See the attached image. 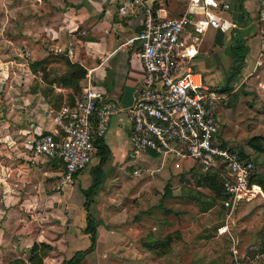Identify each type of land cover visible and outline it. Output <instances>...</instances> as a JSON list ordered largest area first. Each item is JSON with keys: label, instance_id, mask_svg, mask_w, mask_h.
Segmentation results:
<instances>
[{"label": "crops", "instance_id": "obj_1", "mask_svg": "<svg viewBox=\"0 0 264 264\" xmlns=\"http://www.w3.org/2000/svg\"><path fill=\"white\" fill-rule=\"evenodd\" d=\"M122 1L0 0V264L13 258L26 261L34 242L50 248L42 258L43 264H61L74 252L85 249L89 245L88 235L83 231L85 202L98 218L93 215L97 221L94 247L79 264H102L100 261L108 253L100 248V235L106 230L100 208L116 202L104 187L112 181L120 183L126 176H135L132 171L136 169L140 175L141 162L152 166L151 153L127 156L130 120L125 108L142 77L138 41L129 39L139 30L143 13L137 9L120 15L118 7ZM141 1L161 17L186 14L194 21L210 12L219 22L231 24L224 31L207 26L202 33L194 32L189 25L184 38L193 45L194 54L188 64L222 99L234 91L232 87L239 75L243 76L238 84L243 81L253 84L255 78L251 74L257 63L252 65V61L264 52V0ZM68 49L72 54H68ZM49 55L55 58L63 55L84 69L78 81L79 91L90 82L123 108L109 119L100 138L108 152L100 168L96 154L83 171L74 175L72 184L62 188L57 186L62 166L55 160L33 155L29 149L32 140L43 131L54 133L53 112L70 93L69 88L52 81L63 69L59 58L49 61L51 71L44 77L39 71L29 70V63ZM225 87L230 88L220 90ZM159 162L157 170L165 164L164 160ZM181 162L173 161L172 168H179ZM93 175L99 184L87 201L80 190L91 185ZM165 195L170 193L167 191ZM252 198H264L257 185L241 201ZM167 234L171 235L165 233L159 240ZM172 240L171 235L165 251L158 256L152 252V241L138 243L144 256H152L147 254L151 251L155 259H162L168 254ZM232 249L241 256L234 243ZM250 253L248 247L244 249V254Z\"/></svg>", "mask_w": 264, "mask_h": 264}, {"label": "built area", "instance_id": "obj_2", "mask_svg": "<svg viewBox=\"0 0 264 264\" xmlns=\"http://www.w3.org/2000/svg\"><path fill=\"white\" fill-rule=\"evenodd\" d=\"M137 9L142 10V22L129 42L138 41L142 77L125 108L130 120L127 156L153 153L177 162L189 160L201 172L217 171L222 178L225 199L221 204L227 221L245 194L255 188L248 184L255 168L247 153L227 145L218 136L215 104L222 96L189 66L194 49L184 34L189 25L194 32L202 33L207 26L224 31L231 24L219 22L210 12L194 21L186 14L161 17L141 0H123L118 13L125 16ZM67 52L72 54L70 49ZM122 110L98 86L87 82L72 105L62 104L53 112V135L57 140L39 134L29 149L33 155L62 166L57 179L59 188L70 185L74 175L96 155L95 142L103 136L109 119ZM132 174L137 176L139 169ZM231 251L232 264H264V246L251 255L239 256L236 250Z\"/></svg>", "mask_w": 264, "mask_h": 264}, {"label": "rangeland", "instance_id": "obj_3", "mask_svg": "<svg viewBox=\"0 0 264 264\" xmlns=\"http://www.w3.org/2000/svg\"><path fill=\"white\" fill-rule=\"evenodd\" d=\"M260 53L252 61V65L257 63L251 74L255 78L253 84L247 85L244 81L238 84L239 77L243 76L239 75L232 87L234 91L224 99L216 100L215 110L218 136L227 145L247 153L256 173L264 175V151L254 152L247 145L250 136H264V52ZM149 156L152 166L141 162L138 166L140 175L126 176L124 181H112L104 187L116 202L100 208L106 223V230H102L100 235V248L108 253L100 263L232 264V243L241 256L247 247L250 251L257 249L264 240V198L240 201L227 221L225 209L218 204L201 212L192 201L180 195L181 187L207 192L205 188L195 187L190 178L191 173L200 170L189 160H184L188 163L178 161L181 162L180 167L172 168L174 159ZM161 160L165 164L157 170ZM179 175L182 180L178 179ZM167 191L170 193L168 196L165 195ZM92 215L98 218L96 212ZM175 231L177 233L173 234ZM165 233H171L173 239L166 257L155 259L148 250L147 254L152 256H144L139 247L141 243H154ZM155 250L159 252L160 248ZM133 256L134 259L131 258Z\"/></svg>", "mask_w": 264, "mask_h": 264}, {"label": "trees", "instance_id": "obj_4", "mask_svg": "<svg viewBox=\"0 0 264 264\" xmlns=\"http://www.w3.org/2000/svg\"><path fill=\"white\" fill-rule=\"evenodd\" d=\"M152 11V10H151ZM153 12V11H152ZM242 56V55H241ZM238 56V59L239 60ZM59 60L63 64V69L59 76H55L52 78L56 84L61 85L65 88L70 89V93L66 97V99L58 106L55 107L58 109L62 104L72 105L75 98L79 95L80 91L78 88V81L83 77L85 71L84 69L77 63H73L67 59V57L60 55L58 56ZM58 58L49 55L40 61H36L33 63H29L28 68L31 72L39 71L41 76L44 77L48 75L51 71L48 68L47 64L52 59ZM237 58V57H236ZM230 87H225L220 89L221 91H227ZM245 93V92H244ZM55 106V105H54ZM96 145V154L99 157V165L97 168L99 169L101 164L105 161L108 152L105 146L101 143L100 139L95 142ZM248 147L257 153L264 151V136L263 135H252L247 139ZM242 151V149H241ZM151 155H154L151 153ZM190 178L193 179L195 187L205 188L208 193H203L202 191H196L192 189H186L181 187L180 195L185 197L186 200L192 201L201 212H204L210 209L215 204H218L221 208H223L221 202L225 199V194L222 189V178L218 174L217 171H205V172H194L191 173ZM182 180V178H180ZM99 181L94 177L92 179L91 185L87 189H81L80 192L83 197L88 201V199L94 194ZM248 184H254L260 187L263 191L264 195V175L257 174L256 171L252 173L248 178ZM88 203H84V208L86 210V218H85V226L83 227L84 233L88 235L89 245L80 251H76L73 255L68 259H63L61 264H79L81 258L88 252H90L95 244V225L97 221L94 220L92 212L90 211ZM224 209V208H223ZM171 240V235L167 234L160 241L151 242V249L154 254H158L160 252H164V247L168 245ZM264 246V240L258 245L257 249L251 251L250 255L254 252L260 251V249ZM159 247L160 251L157 252L155 248ZM50 248L44 243L34 242L28 249V258L24 261L21 258H13L9 260L6 264H43L42 258L45 254L49 252ZM254 264H261L259 262H255Z\"/></svg>", "mask_w": 264, "mask_h": 264}, {"label": "water", "instance_id": "obj_5", "mask_svg": "<svg viewBox=\"0 0 264 264\" xmlns=\"http://www.w3.org/2000/svg\"><path fill=\"white\" fill-rule=\"evenodd\" d=\"M42 134H43V135H50L55 141L57 140L56 136L53 135L52 133L48 132V131H43Z\"/></svg>", "mask_w": 264, "mask_h": 264}]
</instances>
